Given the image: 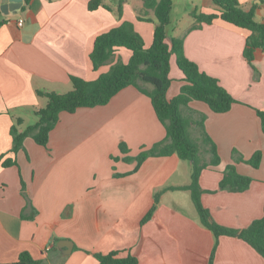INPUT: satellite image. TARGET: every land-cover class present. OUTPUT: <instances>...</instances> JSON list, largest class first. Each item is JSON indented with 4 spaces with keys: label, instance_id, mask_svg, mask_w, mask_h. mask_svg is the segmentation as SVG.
Returning a JSON list of instances; mask_svg holds the SVG:
<instances>
[{
    "label": "crops",
    "instance_id": "0c3cea01",
    "mask_svg": "<svg viewBox=\"0 0 264 264\" xmlns=\"http://www.w3.org/2000/svg\"><path fill=\"white\" fill-rule=\"evenodd\" d=\"M22 1L15 13L0 11V264L17 262L23 252L42 264H99L93 255L110 252L132 255L137 264H208L211 255L213 264H264L239 238L220 236L215 243L188 191L165 190L189 184L188 161L149 157L134 171L135 158L162 141L165 129L149 98L133 86L106 105L61 113L45 147L27 137L21 149L11 151L15 121L21 120L19 132L36 123L23 126L26 116L36 117L43 108L39 92L67 93L70 77L93 81L111 65L128 62L131 52L122 48L94 72L89 55L98 35L130 22L147 48L156 23L152 11L144 13L149 21L139 20L143 0H123L120 18L118 0H104L95 11L87 9L90 0ZM190 1L195 8L166 41L182 39L185 57L236 101L226 113L198 101L183 108L194 122L203 119L220 159L201 171V204L218 225L242 230L263 216L264 134L256 110L264 111V51L254 52L252 69L243 56L249 32L221 20L198 24L193 10L212 14L219 8L211 0ZM237 1L264 23V0ZM169 77L171 100L185 85L173 58ZM195 125L188 130L192 142L201 138L192 136ZM234 152L243 161L260 152L258 168L236 161ZM202 154L209 162L208 149ZM5 160L14 163L4 167ZM227 165L252 179L247 190H219ZM160 191L152 217L143 222ZM62 240L72 243L70 253L57 248Z\"/></svg>",
    "mask_w": 264,
    "mask_h": 264
},
{
    "label": "trees",
    "instance_id": "16d2710c",
    "mask_svg": "<svg viewBox=\"0 0 264 264\" xmlns=\"http://www.w3.org/2000/svg\"><path fill=\"white\" fill-rule=\"evenodd\" d=\"M103 1L90 0L87 9L95 11L104 7ZM173 1L143 0V8L138 16L139 20L149 21L144 17V13L152 11L156 22L151 44L147 48H145L142 37L134 30L130 22L124 21L119 26L98 35L94 39L89 55L94 72L98 71L117 50L122 48L131 52L128 62H117L111 65L106 73L99 75L93 81L70 77L72 89L67 93L39 92L40 96L46 98V105L35 113L38 116V121L24 131H18L21 120L15 121V125L10 130L13 144L11 151L16 153L21 149L23 141L27 137H31L36 144L45 147L49 132L57 124L61 113H74L80 108L106 105L119 91L133 86L149 98L158 121L165 129V138L162 141L135 158L137 165L134 171L149 157L174 155L180 160L188 161L191 165L189 184L168 187L165 190L188 191L190 193L199 222L213 234L215 243L220 236L236 237L251 246L264 259V204L262 218L253 221L242 230L218 225L211 220L209 211L201 204L202 190L199 186L201 171L207 166H217L220 159L216 146L204 131L203 119L197 120L195 124L201 128V137L210 153V160L206 163L201 158L198 144L189 138L188 130L194 122L184 114L183 108H186L192 101H198L206 104L214 113H226L236 101L219 85L215 78L200 72L196 64L185 57L182 39L172 38L167 43L166 28L170 25ZM211 2L219 8L217 13L203 14L193 10L191 17L198 24H212L215 20H221L233 27L248 31L249 35L246 39L243 56L253 69L254 52L256 50L264 51V23L255 22L253 10H243L237 0H211ZM122 5L123 0H118L117 16L119 18L122 15ZM172 55L175 56L177 68L183 74L185 85L180 88L176 97L168 100L166 94L171 84L169 59ZM145 85L149 89L144 88ZM256 114L261 121L264 134V111L256 110ZM120 150L123 153L127 152L123 145H120ZM233 158L236 161L245 162L253 168H258L261 153L256 152L249 160L243 161L234 152ZM13 163L11 160H5L2 166L8 167ZM251 182L250 178L239 175L233 165H227L218 188L229 192H243L249 188ZM161 192L155 194L154 203L143 218V222L152 217ZM93 256L99 264H137V259L134 256L120 257L117 252L94 254ZM13 264H42V262L33 260L27 252H23L17 262ZM208 264H213V255L210 256Z\"/></svg>",
    "mask_w": 264,
    "mask_h": 264
},
{
    "label": "rangeland",
    "instance_id": "374dc122",
    "mask_svg": "<svg viewBox=\"0 0 264 264\" xmlns=\"http://www.w3.org/2000/svg\"><path fill=\"white\" fill-rule=\"evenodd\" d=\"M190 6H191L190 0H174L173 1V6H172V9L170 11V25L167 27L166 34L171 35L172 34V31H171L172 27L175 26L178 22L182 21V19L185 17L187 10L189 8H195L194 5L191 7ZM170 58H173L175 60L173 55ZM43 99H44V105L42 107L44 108L47 101H46V98H43ZM186 116H188L191 120H193L192 116H189L187 114H186ZM37 121H38V116H36V117L31 116L30 118H29V116H26L23 126L26 128L29 124H33L34 122H37ZM193 122H194V120H193ZM193 124H195V122ZM194 128H195L196 133H192V136H195L197 138V136H198L197 134L201 133V128L198 127L197 125H195ZM190 137H191V131H190ZM200 137H201V134H200ZM191 139L194 141V143L198 144L201 153H202V151L208 149L206 147L202 137L200 138L199 141H198V139H194V138H191ZM201 158L204 159L203 154L201 155ZM205 162L208 163V161H206V160H205ZM179 195H181V194H179Z\"/></svg>",
    "mask_w": 264,
    "mask_h": 264
},
{
    "label": "water",
    "instance_id": "95a60500",
    "mask_svg": "<svg viewBox=\"0 0 264 264\" xmlns=\"http://www.w3.org/2000/svg\"><path fill=\"white\" fill-rule=\"evenodd\" d=\"M0 11L8 15L9 13H15L20 10L23 4L22 0H0ZM72 243L67 240H62L57 243V248L64 254L70 253L72 250Z\"/></svg>",
    "mask_w": 264,
    "mask_h": 264
},
{
    "label": "built area",
    "instance_id": "2783aa9c",
    "mask_svg": "<svg viewBox=\"0 0 264 264\" xmlns=\"http://www.w3.org/2000/svg\"><path fill=\"white\" fill-rule=\"evenodd\" d=\"M18 25L21 26L22 25V20L18 21Z\"/></svg>",
    "mask_w": 264,
    "mask_h": 264
}]
</instances>
